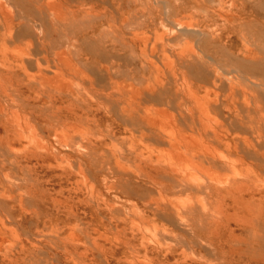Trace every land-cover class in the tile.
Listing matches in <instances>:
<instances>
[{
	"label": "bare ground",
	"instance_id": "6f19581e",
	"mask_svg": "<svg viewBox=\"0 0 264 264\" xmlns=\"http://www.w3.org/2000/svg\"><path fill=\"white\" fill-rule=\"evenodd\" d=\"M149 4L0 0V264H264L250 15Z\"/></svg>",
	"mask_w": 264,
	"mask_h": 264
},
{
	"label": "rangeland",
	"instance_id": "374dc122",
	"mask_svg": "<svg viewBox=\"0 0 264 264\" xmlns=\"http://www.w3.org/2000/svg\"><path fill=\"white\" fill-rule=\"evenodd\" d=\"M162 2H166V4ZM231 2L232 0H226V5L230 4ZM154 3L157 4V6ZM217 4L218 0H150L149 8L152 14L156 15L157 17L158 14L165 17V11L166 9H169L173 12V15L170 16V18H174L177 13L183 12V14H189L194 12L195 15L197 14V18L199 17V19H202V17L205 15V8L215 6ZM164 5L166 6L165 8ZM236 5L244 9L250 15L248 23L249 29H247L246 33L250 40H253V42L260 46L259 67L261 78L264 80V0H236ZM262 249L264 254V247Z\"/></svg>",
	"mask_w": 264,
	"mask_h": 264
}]
</instances>
